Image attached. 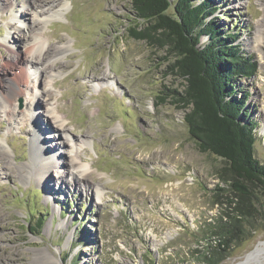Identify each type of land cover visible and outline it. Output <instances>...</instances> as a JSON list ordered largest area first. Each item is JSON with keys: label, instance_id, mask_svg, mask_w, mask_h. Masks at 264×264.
Here are the masks:
<instances>
[{"label": "rangeland", "instance_id": "1", "mask_svg": "<svg viewBox=\"0 0 264 264\" xmlns=\"http://www.w3.org/2000/svg\"><path fill=\"white\" fill-rule=\"evenodd\" d=\"M37 1L3 9L0 0V90L19 95L12 120L0 100V145L9 150L7 158L0 148V264H51L43 261L49 255L62 264H204V253L225 243L219 231L242 200L222 179L223 159L191 137L189 110L167 96L185 85L168 54L132 37V0ZM208 1L219 9L216 23L259 63L255 77L236 83L257 122L255 154L264 164V0ZM43 15L51 16L46 24ZM30 25L46 55L43 70L28 71L30 92L34 84L45 91L44 102L28 111L18 88L28 85ZM67 45L53 63V46ZM34 120L49 148L43 162L33 155ZM253 190L245 202L252 217L216 264L242 263L264 242V191Z\"/></svg>", "mask_w": 264, "mask_h": 264}, {"label": "trees", "instance_id": "2", "mask_svg": "<svg viewBox=\"0 0 264 264\" xmlns=\"http://www.w3.org/2000/svg\"><path fill=\"white\" fill-rule=\"evenodd\" d=\"M198 1L132 0L139 23L131 35L166 51L172 74L185 82L183 92L171 90L167 96L189 110L184 121L191 137L202 153L223 159L227 174L222 179H231L229 187L242 200L235 218L230 216L219 231L225 243L203 255L204 264H216L214 260L229 250L226 241L234 230L240 231L252 217L245 202L255 197L253 189L264 191V164L255 154L257 122L248 113L246 98L237 97L236 83L255 77L259 63L235 45V33L224 32L216 23L213 16L219 9L208 0ZM43 223L39 219L36 227L41 230Z\"/></svg>", "mask_w": 264, "mask_h": 264}, {"label": "bare ground", "instance_id": "3", "mask_svg": "<svg viewBox=\"0 0 264 264\" xmlns=\"http://www.w3.org/2000/svg\"><path fill=\"white\" fill-rule=\"evenodd\" d=\"M7 1H11L7 7L10 6V4H14V1L15 0H3V3L1 5H3V9L5 8V3ZM28 1L31 2V4H33V6H36L38 1L37 0H27V3ZM53 3L54 2H58L59 0H52ZM64 6V5H63ZM64 7L67 8V5H65ZM63 7V8H64ZM54 13V12H53ZM55 17L58 16L60 14V12H55ZM38 16V15H37ZM51 16L49 15H43L41 16L40 20H41V24H46L48 22V19L50 18ZM23 20H20L19 19V22H22ZM25 24V23H24ZM264 27V25H263ZM29 29L31 32L34 33L33 31V25H30L29 26ZM263 33V32H262ZM31 46L29 48V50H26L27 51V54H28V59H26V61L24 62L25 64V69L24 71L28 73L29 70H32L34 69L35 71H37L38 73V70H43V68H41V66H43L42 62H41V57L42 55L45 56L46 54H44L43 52L45 51V42L42 40V35L41 33H34V40L32 39V41L29 43ZM54 48V52L52 53V55H54V57L51 56L50 60L55 63L56 61H59V59L61 58H58V56L60 57V55L64 54L65 52H67L69 50V46H53ZM7 49L8 51L12 52L14 51V48L11 47V46H8L7 45ZM50 48L47 50L49 51ZM47 53V52H46ZM15 58L11 59V62L9 64H7V66L9 68H14L15 64ZM20 60V57L17 58V62ZM60 62H57V65H59ZM21 65V64H19ZM52 72V70H51ZM28 82H27V87H26V90H20L18 88V91L20 92V96H26V105H27V108H28V111H31L32 107H36L38 105H42L44 101H41L40 99V96H43L45 91L43 90H37L36 89V86L34 84L33 86V90L30 92L29 88H30V78H31V75L28 73ZM33 83V82H32ZM14 85H16L17 87V84L13 82ZM6 90H9L10 93L7 95V98L3 95L2 91L0 90V100L2 101L1 102V107L3 109H6L7 111V116L9 117L10 120H12L13 117H15V114L17 113V108L15 106V102L17 101L16 98L19 96L17 95L15 92H12V89H4V91ZM48 93V92H47ZM46 93V94H47ZM49 94V93H48ZM49 113H53L51 111H49ZM24 114V113H23ZM52 119L56 120L57 122H59L58 118L56 115H52ZM35 121V127H34V140L35 142L32 143V148L34 150L33 152V155L35 156V158L37 159H40L42 162L47 160L45 158V154H44V151H49V148H47V145H44V142H43V138H44V135H41V134H38L37 131L39 130L38 126H37V123H36V120ZM63 123L61 122L60 126L56 127L57 130L61 131L62 133V128H63ZM49 126L50 128H53V126L49 123ZM263 131V136H264V129L262 130ZM64 136V134L62 135ZM65 137V136H64ZM0 148L3 150V154L7 156V158L9 157V150H5L1 145H0ZM0 149V150H1ZM75 163V161H73ZM8 164V163H7ZM42 165V164H41ZM84 166H81L79 165L77 167V169H82ZM23 168H25V166H23ZM42 171H40V173H42L41 175H44L43 173V168H41ZM85 171H82V174L81 176L85 177V178H88V175L84 174ZM43 252H40L39 254H42ZM264 255V242L260 243V245L257 247V249L255 250V252L244 262L242 263H239V264H264V262L262 263L260 258L261 256ZM49 259L47 258H43V261L45 260V263H47L46 261H49L51 264H62L61 262H59L58 260H55V258L51 255H49ZM260 260V261H259Z\"/></svg>", "mask_w": 264, "mask_h": 264}]
</instances>
